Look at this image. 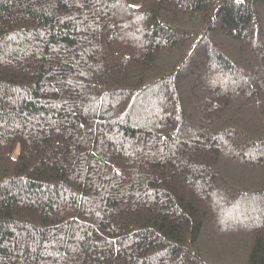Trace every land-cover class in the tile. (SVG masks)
<instances>
[{
	"label": "trees",
	"instance_id": "1",
	"mask_svg": "<svg viewBox=\"0 0 264 264\" xmlns=\"http://www.w3.org/2000/svg\"><path fill=\"white\" fill-rule=\"evenodd\" d=\"M0 264H264V0H0Z\"/></svg>",
	"mask_w": 264,
	"mask_h": 264
}]
</instances>
